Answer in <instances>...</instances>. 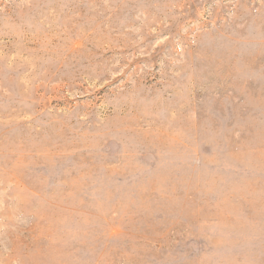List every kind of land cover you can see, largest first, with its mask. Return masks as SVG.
Returning <instances> with one entry per match:
<instances>
[{
    "label": "rangeland",
    "instance_id": "1",
    "mask_svg": "<svg viewBox=\"0 0 264 264\" xmlns=\"http://www.w3.org/2000/svg\"><path fill=\"white\" fill-rule=\"evenodd\" d=\"M0 264H264V0H0Z\"/></svg>",
    "mask_w": 264,
    "mask_h": 264
}]
</instances>
